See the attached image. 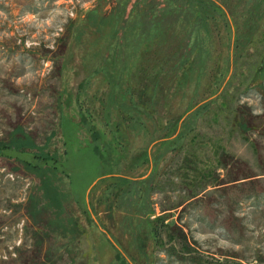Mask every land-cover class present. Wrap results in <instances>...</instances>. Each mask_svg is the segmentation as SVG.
<instances>
[{
  "label": "rangeland",
  "instance_id": "rangeland-1",
  "mask_svg": "<svg viewBox=\"0 0 264 264\" xmlns=\"http://www.w3.org/2000/svg\"><path fill=\"white\" fill-rule=\"evenodd\" d=\"M0 264H264V0H0Z\"/></svg>",
  "mask_w": 264,
  "mask_h": 264
},
{
  "label": "trees",
  "instance_id": "trees-1",
  "mask_svg": "<svg viewBox=\"0 0 264 264\" xmlns=\"http://www.w3.org/2000/svg\"><path fill=\"white\" fill-rule=\"evenodd\" d=\"M175 83H177L178 85L181 84L180 79H174ZM180 87V86H179ZM157 93L155 94V96L157 97V101H155L154 106L156 107V104L163 100L164 102H169V98H168V94L166 93ZM174 94H172L171 96H173ZM170 97V96H169ZM152 98H148L147 100H150ZM161 99V100H159ZM217 99V98H215ZM216 100L210 101L207 104H203L201 106L198 107V109L193 112V114L190 117H193L195 115H198L201 109H205V107H207L208 105H211L212 102H214ZM157 102V103H156ZM125 112V117L122 119V124L120 125V133L119 135H114L113 138H115L117 141H119V139H121L122 137H126L128 135V132L130 130H137L139 131V133L142 135L143 138H145V140H147L146 144L151 143L154 140H159L155 146H157V151L155 152V156L157 154L156 159H158L159 156H161L162 154H165V152L168 151H172L173 149H176L177 147H180L181 144V140H182V136L185 133V128L187 125V122H185L183 124V129L180 131V133L175 136L172 137L174 135V132L176 131L177 127H178V123L180 118L182 117V115L184 114L185 111L187 110H179L176 112H173V109H169L168 111V115L166 116V119H164V121L162 120H158L154 123L148 124L145 121H139V119H144V117H151L152 114L154 116V113L156 112V109H154V107L152 106H146L145 103H142V108L140 109L141 114L143 115L142 117H140L139 119H137L138 117L136 115H132V112L135 111V109L133 108V106H127V107H122L121 112ZM123 112V113H124ZM154 118V117H153ZM128 121L125 122V121ZM84 122L87 123V121L84 119ZM88 126V123H87ZM100 130V129H99ZM99 130L97 132V139L100 138L99 134ZM101 132V130H100ZM110 144V140L108 142ZM99 144L100 145H104L105 141L101 142L99 140L96 141V149L99 150V152H101V149L99 148ZM6 146V145H5ZM39 150L38 153L42 152V154H37L35 153V157L36 158H40L42 160L45 161V164L40 165L38 163H32L29 160H23L22 162L24 163L25 167L27 168H31L32 170L35 171H40L44 168H48V169H53L55 171H58V166L56 164L54 165H50L49 160H53L55 163L62 161V158L56 156L55 154H52L49 151H43ZM148 154H147V147L144 146L142 148H140L139 153H137L134 156V159L132 161L133 165H140V164H144L147 163L149 161L148 159ZM112 169H110V167L107 165L105 167H103V173L106 172H112ZM152 177L153 175H150L147 179H143V180H138L137 182L142 184L143 189L145 188H152L154 189V186H151V181H152ZM110 180L109 182V192L114 193L116 195L119 194V192H122L123 190H126L127 187L131 184L130 179L126 178V177H118V176H113V177H109L107 179H104V181ZM61 205V203H60ZM62 207V206H60ZM58 207V208H60ZM83 212L86 214V210H83ZM33 215L35 216L36 214L34 212H32ZM74 215V213H72ZM75 216V215H74ZM80 218L79 217H69L67 220V223L71 224L74 228L77 227L79 225V221ZM88 222L91 223V219L88 216ZM64 224V223H63Z\"/></svg>",
  "mask_w": 264,
  "mask_h": 264
}]
</instances>
